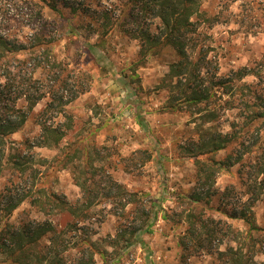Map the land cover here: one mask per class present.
<instances>
[{
    "label": "rangeland",
    "instance_id": "374dc122",
    "mask_svg": "<svg viewBox=\"0 0 264 264\" xmlns=\"http://www.w3.org/2000/svg\"><path fill=\"white\" fill-rule=\"evenodd\" d=\"M45 1L0 0V34L25 45L19 59L40 55V70L34 73L30 67L19 73L12 68V75H21L18 82L25 83L33 73L35 79H40L42 89L55 91L58 97L66 99L75 94L78 97L65 107L67 117L58 118L42 115L49 99L42 100L21 130L8 139L9 148L23 149L29 167L38 170L34 186L12 177L11 173L0 178V189L7 186L16 195H32L11 220L51 221L72 241L66 254L71 264L89 252L80 243L83 239L89 238L97 243V248L110 254L121 250L123 241L117 244L115 252L107 244L117 237L120 229H125L128 237L142 225L146 218L142 204L148 205L147 208L153 206L157 217L150 220L149 230L144 226L137 234V243L126 250L118 264H229L220 252L237 248L238 242L245 245V251L249 250V245L244 243L248 237L245 223L219 212L221 206L227 205L232 211L247 200L223 203L216 198L206 204L193 203L188 198L193 191L202 192L198 168L224 161L234 149L230 145L218 153L194 158L192 143L230 131V123L246 115L244 101L249 91L233 97L225 95L209 107L184 105L173 110L170 101L177 95L164 87L163 81L169 80V65L177 60L175 51L167 47L143 61L139 56L141 42L123 32L136 30L139 25L141 28L159 25L158 20L154 22L141 15L138 22L131 20L129 15L138 13L137 0H74L81 8L92 4L99 11L101 6L102 10L113 9L115 25L103 38L91 34L90 25L97 22L93 18L77 15L72 19L64 11L65 17L71 19L69 27L67 19L50 10ZM200 1L205 17L199 21L195 44L187 47V51L193 60L205 56L206 84L233 77L240 69L264 61V0ZM96 44L97 48L92 49ZM256 82L255 77L248 76L235 83L254 85ZM83 89L87 91L82 93ZM227 100L236 108L226 105ZM18 107H26L23 100L18 102ZM207 109H216L217 114L214 122L205 124L202 116ZM42 122L61 125L67 133L56 146L28 149V144L42 139ZM262 152L264 144L263 150L249 156L246 164L253 167L256 162H264ZM92 169L98 170L99 181L111 176L150 203H135L123 211L119 201L114 204L99 199L94 202L98 204L90 212L91 219L83 224L68 210L49 207L46 214L31 205L32 199L39 196L42 203H56L52 198L47 200L49 195H57L69 205L83 203L75 174L89 177ZM239 169L236 165L218 170L215 184L207 185L204 191L210 188L223 193L235 186L233 193L237 194L241 183ZM261 180L264 181V175L259 177L258 181ZM253 211L257 225L264 227V194ZM126 212H130L128 217ZM212 230L217 236L208 239ZM182 239H190V247L203 240L206 248L196 249L184 263L179 245ZM263 243L258 242V251ZM95 261L104 264L99 255ZM256 261H264V255L259 254Z\"/></svg>",
    "mask_w": 264,
    "mask_h": 264
},
{
    "label": "trees",
    "instance_id": "16d2710c",
    "mask_svg": "<svg viewBox=\"0 0 264 264\" xmlns=\"http://www.w3.org/2000/svg\"><path fill=\"white\" fill-rule=\"evenodd\" d=\"M47 7L53 12L58 13L64 20L67 19V26L71 27V19L66 18L63 14L68 11L72 15V19L77 15L93 18L97 22L90 25L91 34L100 38L110 34L115 23L113 22V9L104 8L99 11L97 5L86 4L79 7L74 0H46ZM136 6L138 13L130 18L132 21L140 19L139 15L149 17L152 21L158 20L159 25L155 28H141L140 25L136 30L124 29L123 32L133 39L141 42L139 56L141 60L146 61L147 58L158 54L164 48H171L175 51L177 60L169 65V80L163 81L164 87L174 90L177 96H173L171 108L173 110L181 109L184 105L189 107H201L202 105L210 106L221 100L225 95L237 96L243 94L244 90L249 91V96L245 99L246 115L236 119L230 123V131L226 133L219 132L215 137L209 140L195 141L192 146L195 150L191 153L194 158H198L205 154H214L227 149L233 145L234 149L230 155L222 162L213 161L211 164L200 166L198 169V185H201L202 192L193 191L188 198L193 203H211L216 198L222 200L223 203H242L247 201L241 207H234L232 211L228 210L227 205L219 207V212L229 219L241 220L248 228L247 243L249 250L245 251V245L238 242V247H230L219 255L229 264H264V261H256L259 254L264 255V245L259 251L256 249L258 242H264V227L257 225L253 208L264 194V181H258L259 177L264 175V162H256L247 165L254 152L262 151L264 144V61H260L252 67H244L240 69L233 77L219 78L214 84H206L205 75V56L193 60L187 51V47L195 44V35L198 31L200 19L205 17V13L201 11L200 0H137ZM117 21L119 20L116 19ZM69 22V23H68ZM135 22V23H137ZM91 24V23H90ZM9 35L0 34V178L11 173L12 177L23 180L29 185L34 186L35 178L38 170L29 167L25 157V151L20 147L9 148V138L21 130L26 124L29 114L44 99H49L46 108L42 112L43 116L51 114L53 118L59 116L67 117L65 107L74 101L78 94L73 98L66 99L64 96L58 97L55 91H46L40 87V79H35L31 73L25 83L18 82L21 75H12V68L18 70L19 73L25 69L32 68L35 73L40 70V55L31 59H19L18 55L26 50L25 45L12 41ZM92 49L96 45L91 46ZM36 48V47H33ZM18 63L16 66L11 65L12 62ZM7 73V74H6ZM248 76L257 79L256 84H236L241 82ZM87 89H83L85 93ZM57 96V97H56ZM66 99V100H65ZM23 100L26 104L25 108H19L18 102ZM234 104V103H233ZM227 100L226 105H231V109L236 108ZM251 104V105H250ZM227 107V106H226ZM245 108V107H244ZM208 110V109H207ZM216 109L208 110L202 119L204 123L214 122L216 120ZM70 119V118H69ZM42 139L28 144V149L38 147H52L60 143L67 133V129H63L54 123H41ZM70 127L68 126V129ZM203 137V136H202ZM206 138V137H205ZM264 154V152H262ZM248 158V159H247ZM236 165L240 166L239 173L241 175V183L239 192L233 193L235 186L228 187L223 193L218 190L204 191L207 185L211 187L215 184V176L218 170L229 169ZM89 177H80L75 174L76 184L80 187L83 195V203L69 205L64 203L57 195H49L47 200L51 198L56 203H42V197L32 199L31 205L36 207L40 212L48 214L49 207L53 210H68L77 219L78 223H86L91 219L90 212L98 203H94L99 199H106L108 202L117 203L123 211L130 205L145 202L137 193L128 191L124 186L109 176L106 181H99L100 176L97 169L90 171ZM109 180V181H108ZM106 182L104 185L103 183ZM104 185V186H103ZM232 189V190H231ZM237 189V188H236ZM32 195H16L11 188L4 187L0 189V264H71L66 255L71 242L65 237V234L59 232L55 225L49 221H12L14 212ZM247 198V199H246ZM221 202V203H222ZM153 203V202H152ZM143 205V220L139 228L131 231L127 237L125 229H120L117 237L108 243V247L117 250V244L123 241L121 250L115 254L108 251H101L97 248L96 242H91L89 238L81 240V245L89 249L88 254H84L81 258L73 261V264H96L95 256L99 255L104 264H118L122 255L131 245L137 243V234L144 226L152 225L151 219L157 217L158 212L153 206L147 208ZM135 207V206H134ZM145 210L147 212H145ZM133 213V212H131ZM127 216L130 212H126ZM239 232V231H238ZM240 234V232L238 233ZM217 232L212 230L207 236L208 239L215 238ZM249 240V241H248ZM208 241V240H207ZM191 240L180 241L179 245L183 250V262L193 256L196 249H204L203 240L190 247ZM74 244V243H73ZM264 244V243H263ZM109 256V257H108ZM85 257V258H84ZM77 261V262H76Z\"/></svg>",
    "mask_w": 264,
    "mask_h": 264
}]
</instances>
